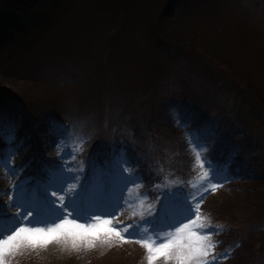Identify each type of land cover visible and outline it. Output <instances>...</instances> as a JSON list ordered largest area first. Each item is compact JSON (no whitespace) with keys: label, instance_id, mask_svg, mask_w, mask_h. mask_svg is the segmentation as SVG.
<instances>
[{"label":"rangeland","instance_id":"rangeland-1","mask_svg":"<svg viewBox=\"0 0 264 264\" xmlns=\"http://www.w3.org/2000/svg\"><path fill=\"white\" fill-rule=\"evenodd\" d=\"M172 2L175 7L165 10L166 0H45L27 33L16 32L0 43L4 83L28 94L29 103L37 95L36 110L48 112L47 121L60 132L56 149L49 151L57 155L60 169L45 183L44 193L33 189L37 202L32 190H13L18 178L12 166L21 158L13 152L7 161L0 160V239L22 223L40 229L59 223L62 213L50 193L64 187L58 195L73 204L69 196L76 187L70 190L68 185H77L90 167L88 155L117 140L123 143L120 153L115 152L120 158L114 169L117 199L95 207L94 191L83 203L93 216L115 214L113 224L121 229L131 225L123 233L131 234L128 239L114 234L81 239L65 231L47 242H13L6 246L0 264H181V257L197 246L188 230L179 234L182 239L168 255H158L140 241L158 245L175 238L174 226L196 208L201 216L198 230L213 233L209 243L215 248L208 256L193 255L187 264H248L244 256L251 244L249 235L264 234V219L246 222L263 214L264 177L231 183L224 174L218 177L205 159L209 140L221 145L222 137L234 132H264V0ZM160 35L168 40L162 42ZM191 38L197 42L191 44L196 50L184 44ZM171 43L184 48L178 51ZM207 52L219 60L216 66L208 68L205 58L199 57ZM239 81H244L242 86ZM231 89L241 98H233ZM256 98L263 106L254 105ZM251 111L256 114L250 115ZM183 118L192 125L187 140L184 131L173 126ZM179 137L191 147L186 153L196 157V164L181 173L164 168L167 183L174 184L177 192H143L151 185L149 175L142 176L146 163L156 158L160 164L156 154L170 143L180 150L175 141L181 142ZM3 140L12 142L13 137ZM64 174L67 183L58 185ZM186 187H191L193 199L184 205ZM172 208L183 211L168 216ZM29 210L30 224L21 215ZM70 218L89 222L88 212L82 216L77 211Z\"/></svg>","mask_w":264,"mask_h":264},{"label":"trees","instance_id":"trees-1","mask_svg":"<svg viewBox=\"0 0 264 264\" xmlns=\"http://www.w3.org/2000/svg\"><path fill=\"white\" fill-rule=\"evenodd\" d=\"M44 1L45 0H0V43L5 42L8 38L15 35L16 32L27 33L28 29L36 22L35 17L41 11V5ZM165 4V10H167L169 6L175 7L176 2L166 0ZM159 38L162 42L168 40L165 35H160ZM176 42L178 43L177 40ZM195 43H197L195 38L184 40V44L188 50H196L197 47L191 45ZM170 47L182 51L184 45H175L171 43ZM199 57L205 58V64L208 68L214 67L219 63V60L215 56L208 55V52L205 56L199 55ZM1 71L2 70H0V73ZM2 72L4 75L6 74L4 71ZM211 72L212 70L210 71V78L213 76ZM221 73L223 74L224 72ZM10 74L12 77L17 76L15 73ZM21 77H24V75H21ZM218 77L220 81L223 80L219 75ZM2 79L3 77H0V160L7 161L8 156L13 152L21 158L20 161L12 166L18 178L13 190L16 192L24 191V193L32 190L33 194L31 196L33 199L35 198L37 202L38 199L33 189L36 188L37 191L44 193L43 187L45 183L50 180L52 181L53 178L58 175V173L55 172L60 169V160L57 155L53 156L52 152L49 153L52 148L56 149L54 143L60 134L59 127L47 121L50 115L48 112L46 113L43 111L42 113L41 111L39 113L36 110L35 102L38 100V98H36L37 95L30 98L31 102L29 103L27 102V100L29 101L28 94L18 89V91L13 90V88H10ZM7 81L13 82V80L9 78ZM243 82L244 81H239V85L242 86ZM231 94L233 98H241V95L236 89H231ZM260 98L262 97L260 96ZM259 101L260 100L256 98V101H253L254 105L263 106ZM254 114L256 113L251 111L250 115L253 116ZM233 121H235V123L237 122V124L238 122H242L239 120ZM190 124V120L187 118H183V121L175 120L173 123L175 128L172 126V131L173 128L175 131L183 130L185 133H183V136L187 140L185 136L188 134L190 126H192ZM51 126L54 128L56 127L55 132H53ZM10 136L13 137L12 142L3 140L5 137L10 138ZM184 138H178L181 142L175 140L176 144L181 148L180 150L172 146L171 143L166 148H160L158 150L156 157L161 160L160 164H158L156 158L146 163L142 170V176L145 173L149 175V178H151L150 180L147 177L145 178L149 180L148 183H151V185L150 189L144 190L143 192H149L148 194L150 195L151 190H156L154 191L155 194L159 195L165 192H177V188H175L174 184L169 185L167 183L169 177L164 168L168 167L169 170H171V167H173L175 172L181 173L185 171L186 166L189 168L191 167L190 164L194 165L196 157L191 158L187 155L191 147L187 145V141H185ZM95 141H97V144L99 143L98 139ZM209 141V158L205 159V162L218 177L220 174H224L231 183L236 179L255 180L259 177H264V132L260 135L256 133L248 134L246 132H234L231 136L222 137L221 145L214 140ZM230 141H233V145H231ZM205 143L206 140H204V144ZM122 144L121 140L109 143L105 147L102 144L98 147L100 149L96 148L94 152L92 151L91 154L88 155L86 163L88 164L89 162L90 167L80 176L79 181L75 182L77 185L76 192L74 193H76L77 198L81 199L83 197V202H85L87 200L86 195L93 194L95 191L96 195L92 200L95 202V207H97V203L100 201L103 202L102 205L115 202L118 196L117 191H120L116 189L118 188V186H116L118 180L116 179V174H114V169L117 167V161H119L120 158L115 155V152L117 154L120 153ZM90 147H92V145H90ZM125 154L129 156V152ZM76 161L77 158L73 160V163ZM82 161L84 164V160L80 162L82 163ZM133 162L135 161H129V164L132 165ZM31 186L34 187L30 188ZM187 187L184 188L185 197L181 199L182 201L180 200L184 205L189 204L192 201L191 199H193L191 187L189 190H187ZM112 190H115V192L109 195ZM156 200H158V197ZM176 201L179 202V199ZM43 204L44 206L47 205L44 200ZM69 204L71 205L70 202ZM162 207L164 208L165 205ZM261 209H263L262 215H255L252 217V221L248 220L246 222L249 224L255 222L257 224V222L264 219V197L261 199ZM181 211L183 210L172 208L171 212L167 211V214L168 216H173ZM81 214L83 216V212H81ZM0 216H2L1 213ZM168 216L167 221L171 219V217L168 218ZM164 219L166 220L165 217ZM246 222L244 223L247 224ZM261 226L264 227V224H261ZM249 237H251V244L244 256L247 260L246 262L248 264H259L264 262V241L261 242L259 239L263 238L264 234L252 231ZM232 247L234 249L235 243H232ZM234 254L235 251L233 252V255ZM236 256H238L237 253Z\"/></svg>","mask_w":264,"mask_h":264},{"label":"snow or ice","instance_id":"snow-or-ice-1","mask_svg":"<svg viewBox=\"0 0 264 264\" xmlns=\"http://www.w3.org/2000/svg\"><path fill=\"white\" fill-rule=\"evenodd\" d=\"M68 177L67 174L61 176L57 184L60 185L65 183V178ZM71 179H75L74 176H70ZM67 183V182H66ZM56 186V185H54ZM69 189H73L76 185H68ZM215 187V185H213ZM64 191L57 187V191L51 192L50 195L52 197H56L53 200L54 205H59L58 211L62 213L60 216L59 223H52L51 227L48 229H40V228H31L27 227L25 224H21L18 228L12 231L10 235H8L5 239H0V260H2L3 253L7 250L8 245L13 242L19 244L23 240H27L30 243H37L40 240L45 242L54 239L56 236H62L65 234V231H68L73 237H79L81 239L84 238H98L102 235L114 234L119 236L121 239H128L131 234L129 233V237H125L123 235L124 232H127L128 227L121 229L119 225H114L113 221L116 219L115 214L111 216H102L91 214V210L87 205L83 203V197L79 200L76 199V193H72L69 196V200H73V204L64 203V196L58 195ZM202 199V198H201ZM102 201L97 203V207L102 205ZM88 212V223H81L78 219H72L74 212ZM192 214L190 216H186L182 221L178 223V226H174V231L177 234L175 238H169L161 241L158 245L149 241H140V243L145 244L150 251H155L158 255H168L169 250L176 245L177 241L182 239L179 234L185 233L188 230L189 235L197 242V246L194 252H191L187 256L181 257V264H187L188 260H191L193 255L200 256H208L210 254V250L214 251L215 246L210 244L209 241L213 235L212 232H201L198 230V225L201 220L200 209H191ZM23 219L27 221V223H31L29 217L32 215V211H26L21 214ZM191 247V246H189ZM156 257L153 256L152 259Z\"/></svg>","mask_w":264,"mask_h":264}]
</instances>
